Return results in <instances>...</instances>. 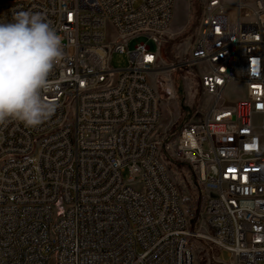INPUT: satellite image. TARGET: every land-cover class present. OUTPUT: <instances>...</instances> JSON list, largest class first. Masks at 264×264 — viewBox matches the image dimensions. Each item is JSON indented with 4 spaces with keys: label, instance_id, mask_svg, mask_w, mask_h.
Segmentation results:
<instances>
[{
    "label": "built area",
    "instance_id": "built-area-1",
    "mask_svg": "<svg viewBox=\"0 0 264 264\" xmlns=\"http://www.w3.org/2000/svg\"><path fill=\"white\" fill-rule=\"evenodd\" d=\"M174 2L0 3V21L41 13L65 53L43 94L54 114L0 125V264H195L192 238L226 252L217 264H264V0L202 6L188 64L210 104L180 127L173 154L205 191L203 231L161 157L149 79ZM112 52L129 66L112 68ZM232 85L245 97L231 101Z\"/></svg>",
    "mask_w": 264,
    "mask_h": 264
},
{
    "label": "rangeland",
    "instance_id": "rangeland-1",
    "mask_svg": "<svg viewBox=\"0 0 264 264\" xmlns=\"http://www.w3.org/2000/svg\"><path fill=\"white\" fill-rule=\"evenodd\" d=\"M224 1L234 3L235 0ZM204 2L205 0H175L173 18L160 45L159 63L149 75L159 99V134L164 143L169 145L163 146L161 157L165 160L172 179L178 185L182 199H189L187 203L190 205L202 204L205 191L201 189L202 185L194 168L177 160L173 149L180 127L197 118V114L210 104V98L201 89L197 71L188 64ZM234 10L230 8L229 12L234 13ZM105 29L106 40L111 41L114 31L109 23H106ZM110 65L114 69L125 68L129 66V57L126 54L112 52ZM198 69L203 71L204 66L201 65ZM226 96L231 101L243 98L244 88L232 85ZM124 177L127 178L128 174L125 173ZM183 207L186 211V205ZM197 222L195 226L190 224L191 230L203 231L202 215ZM190 242L195 253V264H217L216 259L228 261L226 252H222L210 242L200 238H192Z\"/></svg>",
    "mask_w": 264,
    "mask_h": 264
},
{
    "label": "clouds",
    "instance_id": "clouds-1",
    "mask_svg": "<svg viewBox=\"0 0 264 264\" xmlns=\"http://www.w3.org/2000/svg\"><path fill=\"white\" fill-rule=\"evenodd\" d=\"M64 55L60 35L41 13L21 10L0 21V125L15 119L37 127L54 114L43 94Z\"/></svg>",
    "mask_w": 264,
    "mask_h": 264
},
{
    "label": "trees",
    "instance_id": "trees-1",
    "mask_svg": "<svg viewBox=\"0 0 264 264\" xmlns=\"http://www.w3.org/2000/svg\"><path fill=\"white\" fill-rule=\"evenodd\" d=\"M169 163L171 164V162H169ZM201 189L204 191L202 186H201ZM188 200H186V199L183 200V206L186 205V211L185 212H187L186 214H188V216H189L190 224L195 226V225H197V223H198L197 221L200 220V217L202 215V212H203V209L205 206V199H204V202L202 204H197V205L188 204L187 203Z\"/></svg>",
    "mask_w": 264,
    "mask_h": 264
}]
</instances>
